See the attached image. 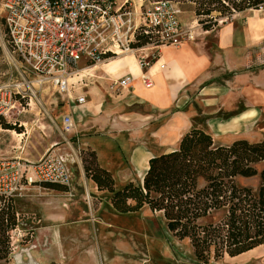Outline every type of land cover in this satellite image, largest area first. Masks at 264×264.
Here are the masks:
<instances>
[{
  "label": "rangeland",
  "instance_id": "374dc122",
  "mask_svg": "<svg viewBox=\"0 0 264 264\" xmlns=\"http://www.w3.org/2000/svg\"><path fill=\"white\" fill-rule=\"evenodd\" d=\"M1 1L0 99L5 100L8 106L6 113L0 115V159L20 157L35 162L46 153L54 151L61 155L67 164L71 184L65 192L43 185L40 188L35 187L26 199L14 202L15 219L18 217L17 230L13 235H10L9 231L0 235V257L4 256L0 259V264H264L263 248L257 249L247 258L230 260L224 257L221 260L210 259L207 263L198 262L188 240L173 237L158 214L150 212L147 208L135 214L115 213L109 203V194L92 188L85 176L84 167L89 165L91 158L89 148L83 146L86 133L79 131L83 129V107L77 105L75 99L86 95V100L89 101L90 89L99 91L103 85L108 88L111 80L120 77L122 68L102 65L108 64L111 60L109 59L96 65L89 72L71 75L69 83H75L79 74L87 73L90 77L82 78L83 82L88 84L86 88L83 89L77 83L69 94L60 93L50 82H39L38 77L19 62L7 45ZM128 1H131L138 10L142 3V6L148 7L149 3L155 0ZM170 1L177 3L175 0ZM176 5L180 12V23L183 26L196 27L193 6L179 3ZM259 17L264 19V10L246 11L242 20L252 18L251 23L257 21L254 25L257 28L261 22ZM140 54L142 53L120 56L126 58L128 55L127 67L134 70ZM84 66L85 61H81L79 70L84 69ZM112 66L114 67L111 71L104 72ZM114 69L117 70L113 71ZM262 70L264 62L252 61L245 71L251 77L260 74L261 77L264 76ZM239 73L221 71L213 76V87L228 86L235 95L229 102L218 101L216 89L213 90L215 91L213 95L217 101L212 104H206L200 99L202 97L200 94L199 104L195 99L188 101L184 111L192 113V126L210 132L211 120H228L242 113L245 107H250L248 103L259 101L257 88H264V78L259 81L260 84L252 79L251 86L246 89L249 94L240 96L238 92L243 91L241 88H244L245 82L237 80L236 75ZM192 98H195V95H192ZM262 98L260 103L264 105V95ZM122 108L121 105L120 110H123ZM129 110L137 109L124 108L120 111L115 135L106 133L107 142L100 144L102 149H99L101 154L99 162L111 173L116 189H120L128 182L136 183L142 179L147 159L145 156L136 159L133 156L138 147L152 149L156 145L151 134L158 130L159 124H153L151 127L139 126L138 122L132 120L130 127L125 126L123 116ZM263 110L264 106L260 107V111ZM64 115L70 116L72 120L73 129L69 133L62 132ZM259 121L257 127L253 128V134L256 136L240 134L232 136L233 140L256 142L264 139V134L259 132L264 126V112L260 115ZM6 126L13 129H4ZM214 138L216 145L218 142L224 145L231 139L229 136L217 137L215 133ZM237 184L255 190L259 181L258 178L238 179ZM87 194L90 197L89 203ZM21 237L25 239L20 240ZM41 247L44 248L40 249Z\"/></svg>",
  "mask_w": 264,
  "mask_h": 264
},
{
  "label": "trees",
  "instance_id": "16d2710c",
  "mask_svg": "<svg viewBox=\"0 0 264 264\" xmlns=\"http://www.w3.org/2000/svg\"><path fill=\"white\" fill-rule=\"evenodd\" d=\"M158 1L168 0L154 2ZM175 1L193 6V15L204 32L216 28L220 21H230L235 14L264 10V0ZM144 44L136 41L132 46ZM89 157L85 176L99 192L109 194L115 213L135 214L147 208L158 214L173 237L188 240L198 262L264 249V139L215 145L207 131L192 126L176 149L148 160L140 181L128 182L120 189L115 188L111 173L98 165L90 149ZM250 178H258L257 189L237 184L238 179ZM45 186L66 191L56 185ZM13 206L11 202L0 207V235L16 225Z\"/></svg>",
  "mask_w": 264,
  "mask_h": 264
},
{
  "label": "built area",
  "instance_id": "2783aa9c",
  "mask_svg": "<svg viewBox=\"0 0 264 264\" xmlns=\"http://www.w3.org/2000/svg\"><path fill=\"white\" fill-rule=\"evenodd\" d=\"M142 4L137 10L128 0H2L1 12L11 53L39 82H50L60 93L69 94L77 83L86 88L88 84L82 78L90 77L79 74L75 83H69L71 75L89 72L119 54L134 53H142L137 64L145 73L140 75V81L149 89L152 81L147 69L157 62L160 49L177 48L196 38L199 25L183 26L175 3L158 1L148 7ZM136 41L145 44L134 48ZM81 61H85V68L79 70ZM132 79L127 75L111 80L108 90L119 94L129 88ZM75 102L84 105L86 96L77 97ZM7 106L0 99V115L6 113ZM72 129L71 117L64 115L62 132ZM44 184L67 191L70 187V171L56 152H48L35 162L20 157L0 159V206L26 199L33 188ZM16 230L17 224L9 234Z\"/></svg>",
  "mask_w": 264,
  "mask_h": 264
},
{
  "label": "crops",
  "instance_id": "0c3cea01",
  "mask_svg": "<svg viewBox=\"0 0 264 264\" xmlns=\"http://www.w3.org/2000/svg\"><path fill=\"white\" fill-rule=\"evenodd\" d=\"M243 13L235 14L230 21L218 25L211 31L204 32L199 28L194 40L185 42L177 48H161L157 62L147 69V74L152 81V87L149 89H146L140 81V75L145 71L138 65L134 70L128 67L122 68L118 78L133 74V79L129 88L121 93H111L104 85L99 91L90 89V100H86L82 105L83 129L79 131L86 133L83 146L95 153L101 168L104 164L99 162L101 155L99 149H102L100 144L107 142L106 133L115 135L120 111L124 108L136 107L137 109L129 110L127 114H124L125 126L130 127L132 120L138 122L139 126L151 127L153 124H159L158 130L151 134L155 147L152 149L138 147L133 156L135 159L145 156L148 162L156 155L176 149L183 134L192 128V113L184 111L190 99L192 101L195 99L199 104L200 94L202 95L200 99H203L206 104H212L217 101L213 95L215 91L219 95L218 101L229 102L230 98L235 96L228 86L213 87L214 74H219L221 71L223 73L240 72L236 75L237 80L245 82L244 88H241L243 91L238 92L240 96L249 94L246 89L251 86L252 79L259 82L264 78L263 75L260 77L261 74L251 77L245 71L252 61L264 62V19L259 17L261 22L256 28L255 24L251 23L253 17L247 21L242 20ZM161 65L164 66L163 69H160ZM261 73H264V70ZM257 91L258 100L262 102L264 88H257ZM192 95H195V98H192ZM121 105L123 110H120ZM247 108L250 107H245L243 111ZM240 113L228 120L213 119L209 122L211 131L208 132L215 145L214 133L217 137L231 138L226 144L222 145L218 142L217 145L226 146L235 141L230 134L234 132L236 118L240 116ZM88 182L92 188L96 189L91 180Z\"/></svg>",
  "mask_w": 264,
  "mask_h": 264
},
{
  "label": "bare ground",
  "instance_id": "6f19581e",
  "mask_svg": "<svg viewBox=\"0 0 264 264\" xmlns=\"http://www.w3.org/2000/svg\"><path fill=\"white\" fill-rule=\"evenodd\" d=\"M256 17L258 18V16L256 15ZM260 20V19H259ZM253 24H257V21H254L252 22ZM121 54H119L120 56ZM117 56L115 59H111L109 60V63L108 64H102V65H114L115 67H117V69H120V68H123V67H127V65H129V62L128 60V55L126 58H123L122 56ZM104 63V62H103ZM100 65V64H99ZM138 65V64H137ZM112 66L110 69H106L104 70V72H108V71H111V69L114 67ZM137 66H135L136 68ZM99 69V68H98ZM117 69H114L113 71L117 70ZM129 69V67H128ZM132 69V68H131ZM131 71V70H130ZM132 72V71H131ZM130 72V74H131ZM141 72V71H140ZM133 75V74H131ZM263 99V98H262ZM263 103H260L259 101L258 102H255V103H248V105H250V108H247V110L243 111L242 113H240V116L238 115V117L236 118L237 119V123L235 124L234 126V132L232 134H230V136H238V135H245V136H250V137H254L256 136L255 134H253V131L254 129L257 127V125L259 124V120H260V115L262 114L263 115V111H260V107L264 106L262 105ZM249 107V106H248ZM260 111V112H259ZM240 119H243L242 122H238ZM239 123H241L239 125ZM241 128H240V127ZM236 127V128H235ZM237 128H240L239 130H237ZM254 128V129H253ZM252 129V130H250ZM260 129H263L262 131L259 130L260 133H263L264 134V126L261 127ZM257 130V129H256ZM18 136H21V135H18ZM44 248V247H43ZM42 247L40 249H43ZM257 249H260V248H256V249H253L247 253H244L238 257H235V258H229L230 260H234L236 258H239V257H249L251 254H253ZM27 251V250H26ZM33 251V250H32ZM45 253V252H44ZM34 254V253H33ZM50 254V253H49Z\"/></svg>",
  "mask_w": 264,
  "mask_h": 264
}]
</instances>
